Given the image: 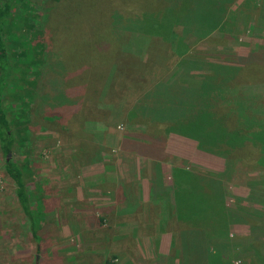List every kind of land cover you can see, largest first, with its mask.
<instances>
[{
  "label": "rangeland",
  "instance_id": "obj_1",
  "mask_svg": "<svg viewBox=\"0 0 264 264\" xmlns=\"http://www.w3.org/2000/svg\"><path fill=\"white\" fill-rule=\"evenodd\" d=\"M31 4L38 18L27 38L43 45L33 54L39 75L30 97L23 96L22 82L9 83L3 108L8 119L28 121L14 132L10 158L23 170L40 239L31 237L0 151V264H218V253L228 264H264V172L249 163V149L230 167L224 156L170 134L157 143L159 159L145 158L133 151L135 144L164 137L155 126L146 132L143 120L127 113L159 82L198 88L211 64L244 68L236 78L244 105L253 102L251 94L264 102V0H229L220 27L198 40L175 27L172 44L141 33L149 19L142 22L139 11L161 9L155 0ZM17 7L22 4L15 5V18L22 13ZM24 30L16 18L7 31L15 68L26 64L17 62L21 52L22 61L32 56ZM176 43L185 45L184 54L174 53ZM14 75L18 81L20 74ZM235 93L224 95L229 108V96L242 99ZM172 167L221 192L231 214L225 241L203 223L176 221ZM147 169L160 170L162 196H142L138 185L133 192L130 174L142 180ZM186 182L193 183L186 178L182 189Z\"/></svg>",
  "mask_w": 264,
  "mask_h": 264
},
{
  "label": "trees",
  "instance_id": "obj_2",
  "mask_svg": "<svg viewBox=\"0 0 264 264\" xmlns=\"http://www.w3.org/2000/svg\"><path fill=\"white\" fill-rule=\"evenodd\" d=\"M31 1L0 0V151L4 156V173L14 186L15 200L28 221L32 239L38 243L39 228L32 212L31 195L24 181L23 170L14 159L8 156L13 153L15 130L28 121L25 118L21 120L16 117L8 119L3 108L5 89L9 83H13L15 86L19 81L22 82V86L26 88V93L23 96L30 97L34 92L35 78L39 75L35 69L39 61L33 54L35 50L42 49L43 45L35 44L34 41L27 38L28 33L34 29L30 22H36L38 18L37 15L30 13L33 9ZM228 1L155 0V6H158V3L163 4L161 9L139 11V19L142 22L149 19V24L146 29L141 30V33L160 36L164 41L170 40L169 43L172 44L173 40H178L175 27L180 26L182 30L192 34L194 39L198 40L221 26L227 10L225 4ZM233 1L230 0V4ZM17 3L22 4L20 9L17 7L22 13L21 17L17 16L16 18H21L22 24L27 27V30H24L26 35H24L23 41L29 53L32 54L27 61H22L26 52L19 54L21 60H17V62L26 63H21V68L18 67L20 63L15 64L16 68L11 63L12 55L6 42L7 31L16 19L15 5ZM16 29L23 32L20 27ZM35 38L37 37L32 39ZM180 47L183 51H180ZM185 51V45L182 43L174 44L175 54L181 55ZM17 69L20 71L16 72ZM243 69L237 66L211 64L198 88L176 86L163 83V81L154 85L137 100L131 107V111L127 113L130 117L141 118L143 120L141 124L145 126L146 132L150 127H157L159 135H163L164 138L156 136L148 139L146 143H136L137 147L134 146L133 151H137L145 158L159 159L163 152H159L158 141H163L170 134H174L194 141L200 150L224 156L230 161V167L231 163L232 166H238L241 163L240 155L249 149L248 152L251 154L249 163L264 172V102L256 94H247L253 98V102L244 105V100L247 99L236 84V78ZM17 73L20 74L18 81L14 75ZM20 86L21 84L16 88ZM230 91H233L234 94H236L235 92L238 95L241 94L242 99L240 101L238 97L235 102V96L232 99L230 96L229 99L226 98L230 101L229 108L227 107L228 103L225 105L224 95ZM232 100L233 102H231ZM25 130L26 128L23 127V131ZM172 170V190L175 191L176 201L171 202V205L175 209L174 218L176 221L183 226L190 225L189 223L197 225L203 223L206 230L216 234L215 238L225 241L231 214L225 211L221 192H217L215 188L204 183H201L200 186L196 185L199 178L189 172L176 167H172ZM161 177L160 170L154 169L151 197L165 194L166 189H164ZM186 178L191 179L193 183L188 186L186 182L182 189L181 184ZM157 186L161 187V190ZM185 212L192 214L191 221L187 220L185 215L188 214ZM218 244L217 252H221L220 242ZM209 252L207 249L205 254ZM212 253L214 252L209 254ZM218 254V264H228L221 261V253Z\"/></svg>",
  "mask_w": 264,
  "mask_h": 264
},
{
  "label": "crops",
  "instance_id": "obj_3",
  "mask_svg": "<svg viewBox=\"0 0 264 264\" xmlns=\"http://www.w3.org/2000/svg\"><path fill=\"white\" fill-rule=\"evenodd\" d=\"M167 145H168V143L166 144V150H167ZM147 172H148V176L146 178L143 177L141 180V179H139L138 172L132 171V173L130 174V178L133 181L132 184H134L133 192L137 193V188H139L138 186H140V192L142 193V196H143V194L146 193L147 197L149 198L151 196L150 190L154 184V182H153L154 169H152L151 171L147 169ZM161 180H162V184H163V178ZM157 188H158V186H157ZM160 252H161V254H164L163 251L160 250Z\"/></svg>",
  "mask_w": 264,
  "mask_h": 264
},
{
  "label": "water",
  "instance_id": "obj_4",
  "mask_svg": "<svg viewBox=\"0 0 264 264\" xmlns=\"http://www.w3.org/2000/svg\"><path fill=\"white\" fill-rule=\"evenodd\" d=\"M8 156H10V154H8Z\"/></svg>",
  "mask_w": 264,
  "mask_h": 264
}]
</instances>
